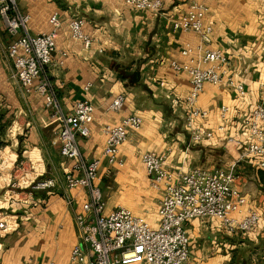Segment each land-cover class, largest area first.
<instances>
[{
    "label": "crops",
    "instance_id": "0c3cea01",
    "mask_svg": "<svg viewBox=\"0 0 264 264\" xmlns=\"http://www.w3.org/2000/svg\"><path fill=\"white\" fill-rule=\"evenodd\" d=\"M160 1L163 8L155 15L133 10L118 0H16L21 13L30 17L32 36L50 33V19L58 17L56 49L45 74L62 115L71 114L82 101L94 108L89 137L78 138L77 143L85 159L101 161L96 185L103 194L105 215L122 207L157 228L160 194L149 186L141 163L144 153L165 155L167 168L184 172L232 170L234 188L245 199L242 210L256 213L259 226L249 235H231L215 220L189 221L184 225L189 239L187 264H264V170L242 154L248 141L243 121L250 116L264 85V0ZM196 3L208 8L203 22L211 28L207 45L197 34L172 28L180 17L177 12ZM72 19L84 22L83 32L92 40L91 53L71 38L68 24ZM8 43L0 20V130L11 122L7 129L14 141L10 138L7 148L14 162H28L31 155H37L44 166L43 178H55L58 185L49 191L27 190L23 201L0 206V218L5 215L15 223L13 231L0 237V264H69L70 253L80 239L76 216L82 213L86 196L79 190H66L64 175L71 171L72 162L59 156L56 134L61 120L45 109L38 93H24L11 79ZM186 49L193 51L190 58L200 68L203 51H222L229 62L227 76L241 83L245 92L239 98L225 85H204L197 104L208 116L195 121V127L213 137L200 144L190 142L183 120L189 77L170 68L171 62L187 63L188 58L181 54ZM118 96L124 98L123 107L112 112L109 105ZM223 107L228 109L224 121L220 119ZM131 115L141 117L142 126L130 131L120 147L123 166L109 167L102 155L106 140L102 130ZM7 137L0 136V145L9 142Z\"/></svg>",
    "mask_w": 264,
    "mask_h": 264
},
{
    "label": "built area",
    "instance_id": "2783aa9c",
    "mask_svg": "<svg viewBox=\"0 0 264 264\" xmlns=\"http://www.w3.org/2000/svg\"><path fill=\"white\" fill-rule=\"evenodd\" d=\"M118 1L133 10H147L155 15L163 8L160 0ZM177 13H180V17L173 21L174 31L194 33L203 44L210 43L211 28L203 23L208 13L205 4L196 3L185 12ZM0 20L9 40L6 54L13 66L11 79L19 84L24 93H38L51 116L60 118L61 126L56 134L60 143L59 156L72 162L71 171L64 175V186L68 191L79 190L86 196L81 206L82 213L76 216L80 239L70 253L69 264H187L189 239L184 225L189 221L215 220L231 235H249L258 228L260 217L252 211L242 210L245 199L234 188L236 175L232 170L192 169L184 172L169 169L165 166L166 156L154 153H144L141 163L149 186L160 194L157 228H152L143 218L122 207L105 215L103 194L96 185L101 161L85 159L77 143L78 138L89 137L94 108L89 102L82 101L75 104L71 114L62 115L55 90L45 74L52 64L56 49L59 26L57 15L50 19V33L32 36L29 33L30 17L21 13L16 0H0ZM83 27L81 19H72L68 24L71 38L81 42L83 49L91 53L92 40L84 34ZM181 54L188 58L187 63L179 65L171 62L170 68L189 77L190 92L184 101L183 120L190 142L200 144L213 137L210 132L195 127V121L205 120L208 116L197 104L204 85H225L233 89L239 98H243L245 92L241 83H235L227 76L229 62L222 51H203L200 56L203 68L190 58L193 54L191 49ZM61 56L65 57L66 54ZM123 104L124 98L118 96L108 109L118 112ZM227 112L226 107L220 109L222 121ZM142 123L141 117L131 115L124 117L117 126L103 128L106 140L102 155L109 167L123 166L119 160L120 147L126 142L128 133L138 131ZM243 126L248 141L243 146L242 154L254 159L257 166L264 170V85L260 89L257 104L248 119L243 121ZM218 130L222 132L223 127L220 126ZM228 142L242 146L232 139H228ZM28 163L32 165V160ZM31 170L34 168L31 167ZM42 173L36 174L25 188L31 192L55 189L57 179H45ZM67 204L71 205V201ZM14 229L15 223L3 215L0 218V237ZM23 264L32 263L27 261Z\"/></svg>",
    "mask_w": 264,
    "mask_h": 264
},
{
    "label": "rangeland",
    "instance_id": "374dc122",
    "mask_svg": "<svg viewBox=\"0 0 264 264\" xmlns=\"http://www.w3.org/2000/svg\"><path fill=\"white\" fill-rule=\"evenodd\" d=\"M4 126L5 127L0 130V136H8L9 138L7 137L5 139L9 142L0 146V198H3V203L0 204L1 207H6L8 202L23 201V196H25V193L29 190V188H24L27 187L31 179H33L32 175L44 171L43 164L41 165L37 155H31L32 165L28 162L23 163V161H21L23 165H20V161L17 159V161L14 162V158L10 153L11 149H9L11 137L8 129L12 126L11 122L6 123ZM11 139L14 141L13 138ZM33 159H36L38 163H35ZM31 167H33L34 170H31ZM11 168L12 170H10ZM33 172L35 173L32 174ZM148 208H150V205ZM135 211L138 212L137 210Z\"/></svg>",
    "mask_w": 264,
    "mask_h": 264
},
{
    "label": "trees",
    "instance_id": "16d2710c",
    "mask_svg": "<svg viewBox=\"0 0 264 264\" xmlns=\"http://www.w3.org/2000/svg\"><path fill=\"white\" fill-rule=\"evenodd\" d=\"M1 146V145H0Z\"/></svg>",
    "mask_w": 264,
    "mask_h": 264
}]
</instances>
